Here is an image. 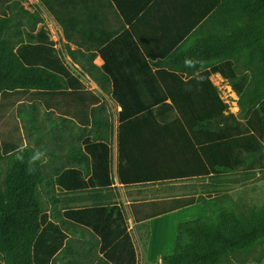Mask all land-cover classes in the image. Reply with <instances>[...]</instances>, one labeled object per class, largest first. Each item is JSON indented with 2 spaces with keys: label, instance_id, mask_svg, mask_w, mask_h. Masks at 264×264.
<instances>
[{
  "label": "trees",
  "instance_id": "1",
  "mask_svg": "<svg viewBox=\"0 0 264 264\" xmlns=\"http://www.w3.org/2000/svg\"><path fill=\"white\" fill-rule=\"evenodd\" d=\"M44 6L62 22L65 15H55L54 5ZM223 11L221 42L224 48L233 47L223 50L224 56H239L243 65L251 66L256 74L255 82L249 84L251 94L245 98L237 85L232 61L226 60L216 68L240 94L239 115L244 121L228 111L227 103L216 90L212 99L150 101L138 108L142 113L137 116L125 113L126 101L116 100L122 106L116 126V175L121 184L214 177L230 174L239 167L253 168L254 161H249L247 153L255 145L261 153L264 142V79L259 81L264 75V0H227ZM36 20L40 21V17ZM9 24L10 16L0 15V96L16 90L64 94L81 88L80 81L56 54L43 27L28 32L26 40L14 44L5 36ZM161 106L179 114L163 117L158 113ZM91 120L93 125H104L105 133L98 131L94 138L83 139L82 148L71 144L64 152L68 159L79 162V167H64L52 173L41 169L44 158L35 150L21 149L13 156L3 185L0 184L3 264H58L54 257L66 235L59 225L47 220L36 195L40 184L65 193L112 185V154L106 137L109 124L94 115ZM37 155L39 158L33 160ZM194 203L210 212L177 223L173 250L164 264L226 263L264 242V209L241 217L214 196H178L156 203V208L151 203L147 212L141 206H132L131 216L139 222ZM60 214L64 221L96 235L102 253L100 264L137 263L120 204L94 203L66 208Z\"/></svg>",
  "mask_w": 264,
  "mask_h": 264
},
{
  "label": "crops",
  "instance_id": "2",
  "mask_svg": "<svg viewBox=\"0 0 264 264\" xmlns=\"http://www.w3.org/2000/svg\"><path fill=\"white\" fill-rule=\"evenodd\" d=\"M226 2L227 0H0V5H3L0 15L51 16L63 51L77 67V72L73 74L82 85L78 90H72L71 115L69 118L66 112H61V127H64L63 122L66 124L69 121L72 126L83 128L85 139L89 137L88 133L93 125V109L89 104V100L93 99L112 101L113 106L105 112L116 119L115 133L117 115L122 111L121 104L116 100L126 101L125 113L137 116L142 113L138 108L150 101L170 103L172 99H212L215 97L214 90L227 105L228 101L231 102L228 111L243 122L244 119L239 115L240 94L216 68L222 67L226 60L232 61L237 85L244 92L245 98L251 94L249 84L255 82L256 74L252 72L251 66L243 65L239 56H224L223 50L233 48H224L221 42L224 34L223 8ZM44 3L54 5L55 15H65L62 16V22L52 16ZM229 15H232L231 3ZM263 79L264 75H261L259 81ZM185 112L189 114L190 110L186 109ZM158 113L166 118L179 114L168 106H161ZM82 141L78 145L81 148ZM261 145V153H258L256 145L249 146L252 150L247 153V157L249 161L253 159V168L239 167L230 174L264 170V142ZM69 147L63 148L61 144L59 153L64 155ZM116 151L115 134V144L111 149L114 160L111 186L84 190L87 191L86 200L89 204L71 207L69 203L55 212V218L47 217V220L59 225L66 235L63 246L54 257L58 264H100L102 256L97 237L90 229L62 219L60 213L66 208L90 206L94 203L109 204L113 203L109 202L115 199L113 197L117 200L118 196L126 193L140 196L176 193L180 196L198 195L200 191H195L189 184L208 178L194 176L124 185L116 175ZM70 160L75 164L74 167H79V162ZM223 175L228 174L213 178L220 179ZM177 184L189 186L177 190ZM127 202L131 207L130 211L132 206H137L131 200ZM199 205L202 206L194 203L162 215L200 210ZM151 220L152 218H148L133 222L135 225ZM178 220L183 218L171 219V223L180 222ZM136 237L131 235L136 264H164L172 253V244L170 246L165 240L158 244L159 249L153 253L149 251L142 254L140 245L144 238L139 232H136ZM109 263L113 264L112 261ZM220 264H264V249L251 250Z\"/></svg>",
  "mask_w": 264,
  "mask_h": 264
},
{
  "label": "rangeland",
  "instance_id": "3",
  "mask_svg": "<svg viewBox=\"0 0 264 264\" xmlns=\"http://www.w3.org/2000/svg\"><path fill=\"white\" fill-rule=\"evenodd\" d=\"M3 9V5H0ZM10 24L5 31V36L14 44L20 40L28 38V32L34 33L39 27H43L52 41L54 48L56 38L48 29L50 15H9ZM40 17V21L36 17ZM52 33V34H51ZM59 37V35H58ZM56 54L60 55V51L55 50ZM85 86V85H84ZM71 93H39L34 90H16L8 91L0 96V184L3 185L5 174L11 165L13 156L21 149L35 150L44 158L41 169L54 173L57 169L64 167L75 166L73 161L67 156L61 155L59 149L61 144L63 148L71 144L79 145L84 139L83 128L72 126L71 123H64L61 127V112L71 115ZM89 100V99H88ZM92 106L93 115L97 120L107 121L109 124L107 132V141L111 149L115 144V117L105 112L113 106L112 101L101 99L89 100ZM228 105H232L228 101ZM105 133L106 127L102 124L92 125L89 137L94 138L96 132ZM114 160L112 156L111 170H114ZM228 174L222 178L199 179L191 185L195 191H200L198 194L201 197L214 196L218 199L221 205L234 209L239 216H244L252 210L264 209V170L257 169L249 171V173H239L238 175ZM187 184H177V190L188 187ZM160 190H158L159 192ZM110 193V192H106ZM37 198L41 203V207L46 213V216L55 218V212L61 206H81L87 203V191H78L73 193H65L59 188H48L46 185H39L36 192ZM109 195V194H108ZM195 195V196H198ZM180 196L179 193L169 195H151L140 196L131 193L116 197L109 202H117L125 216V223L128 231L133 237H136V232H139L144 239H141L142 244L140 250L143 253H153L158 244L167 240L173 247V241L176 230V223H171V219L183 218L181 221L195 218L200 215L208 214L210 209L199 205L200 210H187L184 214L173 213L161 215L152 218L151 221H144L134 225L130 215V205L128 200L133 201L146 212L151 210L152 206L156 208V203L167 201V199ZM112 198V197H110ZM73 199V200H72ZM141 201V202H137ZM143 205H146L143 207ZM180 221V220H178ZM166 222V223H165ZM165 223V225H164ZM137 238V237H136ZM149 238V239H148ZM150 241V242H149ZM149 244V245H148ZM263 250L264 242L259 244L252 250ZM251 252V251H249ZM144 257L142 255V261ZM0 264L3 261L0 259Z\"/></svg>",
  "mask_w": 264,
  "mask_h": 264
},
{
  "label": "built area",
  "instance_id": "4",
  "mask_svg": "<svg viewBox=\"0 0 264 264\" xmlns=\"http://www.w3.org/2000/svg\"><path fill=\"white\" fill-rule=\"evenodd\" d=\"M48 29H49L50 32L53 33V36L56 38L54 49H56L57 51H60L59 57L64 61L65 65L68 67V69L70 70V72L72 74L76 73L77 72V67H75V65H73L71 63L70 58L63 51L62 46L60 45L61 43H60L59 38H58L57 30H56V28L54 26V23L51 20V18H50L49 23H48Z\"/></svg>",
  "mask_w": 264,
  "mask_h": 264
},
{
  "label": "clouds",
  "instance_id": "5",
  "mask_svg": "<svg viewBox=\"0 0 264 264\" xmlns=\"http://www.w3.org/2000/svg\"><path fill=\"white\" fill-rule=\"evenodd\" d=\"M39 157H38V155L37 156H34L32 159L33 160H35V159H38Z\"/></svg>",
  "mask_w": 264,
  "mask_h": 264
}]
</instances>
